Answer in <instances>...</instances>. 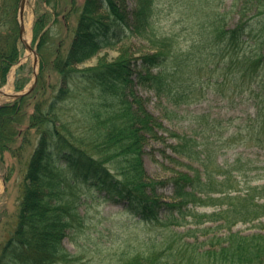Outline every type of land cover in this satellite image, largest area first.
<instances>
[{
    "label": "trees",
    "instance_id": "trees-1",
    "mask_svg": "<svg viewBox=\"0 0 264 264\" xmlns=\"http://www.w3.org/2000/svg\"><path fill=\"white\" fill-rule=\"evenodd\" d=\"M18 1L0 0V87L21 55ZM40 1L49 11L38 13L32 23L36 84L0 105V166L5 151H23L30 130L37 134L25 159L14 225L0 244V264H80L82 243L75 242L77 251L69 252L62 240L81 231L78 205L85 197L121 203L135 223L159 230L139 245L126 246L113 264H264V184L246 182L240 188L236 178L247 173L239 159L219 165L216 146L164 127L133 90L137 84L179 107L204 96L209 74L219 72L222 82L236 88H257L256 97L264 102V0H231L228 9H221L223 0L189 1L199 13L198 28L186 34L185 46L178 34L160 26L158 0H133L131 6L127 0H83L80 6L70 0L68 11L60 10L63 0ZM235 12L240 18L228 26ZM72 16L75 24L69 27ZM65 28L68 37L62 36ZM129 36L143 40L150 52L134 57L125 51L112 62L74 67ZM52 74L58 81L53 85L47 83ZM19 82L14 88L21 87ZM71 100L78 101V111L70 121L65 114ZM189 117L195 124L203 116ZM210 121L206 129L219 127L220 120L212 119V126ZM146 134L199 168L186 165L190 171L152 180L142 165ZM19 137L22 146L11 149ZM167 137L175 142H166ZM217 138L225 143L221 133ZM166 184L170 201L156 192ZM205 205L214 209H196ZM238 223L250 225L233 231ZM197 232L205 237L200 240Z\"/></svg>",
    "mask_w": 264,
    "mask_h": 264
},
{
    "label": "rangeland",
    "instance_id": "rangeland-1",
    "mask_svg": "<svg viewBox=\"0 0 264 264\" xmlns=\"http://www.w3.org/2000/svg\"><path fill=\"white\" fill-rule=\"evenodd\" d=\"M72 1H74L76 6H80L83 2V0ZM132 1L127 0L126 2L131 6ZM189 1L193 2V0H158L160 26L166 31L178 34L180 36L178 41L184 46L190 39V35L186 34L191 31L195 33L198 28L196 19L199 13L195 14V11L191 9L192 4L189 5ZM70 2V0H63L60 10L68 11L71 8ZM229 3H231V0H223L221 9L223 7L228 9ZM45 11H49V8L40 0H27L24 7L23 20L25 32L26 25H28L27 29L30 28L29 44L32 43V23L36 20L38 13ZM252 11L243 12L247 14ZM239 18L236 12L230 14L228 26H234ZM53 21V16L49 17V25ZM74 21L75 17L72 16L69 27L75 24ZM61 33H63V37L70 36V30L66 31V28L62 29ZM20 47L21 55L19 60L10 66L6 81L0 87L8 94L22 92L33 81L32 55L23 46L20 45ZM242 49L251 53L257 51L253 46L246 47L242 45ZM125 51L129 55L136 57L145 52H150V48L143 40L129 36L118 44L95 51L94 55L74 65V67L87 68L96 66L101 62H112L124 55ZM261 65L262 69H264V61ZM53 74L47 82L52 85L58 82ZM209 76V81L202 88L204 96L194 103L182 104L179 107L166 104L163 100L157 99L151 91L145 90L137 84L133 85V90L143 99L146 110L164 127L178 134L192 136L200 143H212L213 146H216L214 150L216 151L215 160L219 165L226 166L233 160L239 159L247 173V176L239 175L236 178L240 188L244 187L246 182L264 184V102L256 97L257 88L254 89V92L236 88L230 83L222 82L219 72H213ZM16 80H20L21 87L19 89L14 88ZM5 101L9 102L11 100L0 95V103ZM79 102L81 101L79 100ZM88 103L91 102L88 101ZM68 104L72 106V109L65 116L71 121L70 117L74 109L75 112L78 111L76 108L78 101L71 100V102L68 101ZM190 115H202L203 117L197 119L194 124L193 119L189 117ZM75 116L80 117L79 115ZM212 119L220 120L218 128L212 126ZM207 121H210L212 128L206 129ZM156 131L159 135H167L165 131L159 130V128ZM219 133L224 136V139L226 138L223 140L225 143L217 140ZM36 138L35 130L31 129L26 138H24L23 151L20 149L14 153L10 151L3 153V162L0 166V244L9 236V232L14 225L20 196V184L25 172V159L28 158L31 149H33ZM146 138L147 140L143 145L141 154L142 165L146 174L152 180L165 181L174 175L175 170L190 171L186 165L198 167L197 164L186 160L182 156H177L161 140H153L147 134ZM20 139L21 137L10 144L11 149L14 150L13 147L22 146ZM166 142L173 144L175 141L167 137ZM165 154L167 157L172 156L180 163L171 161ZM4 178H7L5 182L3 181L5 180ZM156 192L164 200L170 201V185L157 186ZM85 199V201L82 199V202H79L78 205V210L84 220L81 231L76 235H71L70 233L62 240V244L69 252L77 251L75 242L78 245L82 243V249L80 248L78 251L82 261L80 264H113L114 259L126 246L139 245L140 241H143L146 237L153 238L159 232L158 229L135 223L136 217H133L129 211L124 210V206L121 203L114 204L100 198H94L92 201L88 197H85ZM196 209L206 213L214 208L206 207L205 205V207H197ZM262 221L264 223V219ZM249 225V223H238L232 230L245 231ZM179 230L183 231L182 229ZM196 236L200 240L205 237L198 232Z\"/></svg>",
    "mask_w": 264,
    "mask_h": 264
},
{
    "label": "water",
    "instance_id": "water-1",
    "mask_svg": "<svg viewBox=\"0 0 264 264\" xmlns=\"http://www.w3.org/2000/svg\"><path fill=\"white\" fill-rule=\"evenodd\" d=\"M27 0H19L18 1V11H17V20H18V39L21 42V44L23 45V47L30 53V55H32L33 58V81L32 84L24 89L22 92L19 93H14V94H8L6 92H4L2 90V88H0V95L7 97L8 99L14 100L17 99L18 97H22L23 95L29 93L35 86L36 81H37V72H38V54L36 52V49L34 47H32L29 43L24 42L23 38L26 34L25 32V25H24V20H23V13H24V7L26 4ZM4 102L0 103V105H2Z\"/></svg>",
    "mask_w": 264,
    "mask_h": 264
},
{
    "label": "bare ground",
    "instance_id": "bare-ground-1",
    "mask_svg": "<svg viewBox=\"0 0 264 264\" xmlns=\"http://www.w3.org/2000/svg\"><path fill=\"white\" fill-rule=\"evenodd\" d=\"M27 28H28V25H26V32L27 33L25 34L23 40H24V42H27L28 43V41H29L30 28L29 29H27Z\"/></svg>",
    "mask_w": 264,
    "mask_h": 264
}]
</instances>
